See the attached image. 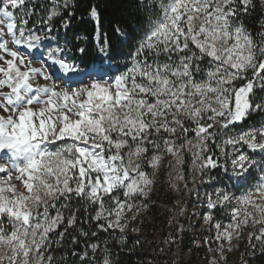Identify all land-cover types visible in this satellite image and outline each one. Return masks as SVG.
Instances as JSON below:
<instances>
[{"label": "snow or ice", "instance_id": "1", "mask_svg": "<svg viewBox=\"0 0 264 264\" xmlns=\"http://www.w3.org/2000/svg\"><path fill=\"white\" fill-rule=\"evenodd\" d=\"M138 3L142 35L112 28L120 44L135 41L125 53L101 33L95 5L93 32L81 37L72 0H0V264H55L54 245L70 229L79 232L72 245L86 241L68 254L76 264H114L106 243L87 242L97 232L84 225L124 233L147 208L164 156L186 180V154L212 185L203 197L190 191L221 259L227 264L224 252L245 229L242 264L264 256V120L231 134L264 117V21L257 33L243 22L256 0ZM38 8L44 15L32 21ZM217 210L229 223L213 224Z\"/></svg>", "mask_w": 264, "mask_h": 264}, {"label": "trees", "instance_id": "2", "mask_svg": "<svg viewBox=\"0 0 264 264\" xmlns=\"http://www.w3.org/2000/svg\"><path fill=\"white\" fill-rule=\"evenodd\" d=\"M75 7L71 9L75 12V18L72 20V29L81 37L89 36L95 27L88 17V9L95 5L100 13L101 33H107L114 45L120 46L125 53L129 52L134 45V40H129L120 44L112 28L116 25L129 36L142 35L146 27V13L141 8L138 0H72ZM40 5L50 6V0H37ZM256 11L243 18V22L249 31L257 33L261 31V22L264 21V0H256ZM44 15V10L38 8L36 14L31 18L39 19ZM31 23V21H30ZM59 28L60 21H55ZM139 29L140 31H137ZM69 35H72L70 32ZM150 209L151 221L143 216H137L135 220H129L126 234L116 232L113 235L110 232L99 231L96 223L90 222L84 227L89 233L97 232L96 237H89L88 243H100L104 246L106 243L109 250L113 253L114 264H198L200 252L192 246L193 235L188 231H180L175 227V219H172L167 206L170 203L166 196L160 197L159 194L151 193L144 201ZM74 206H78L75 205ZM92 214V213H90ZM83 216V210H81ZM131 214L129 213V217ZM136 229V231H133ZM70 235H67L61 246H55L52 254L55 256V264H76L75 258L68 255L71 251H80L84 249L85 239L80 237L77 246L72 245L71 237H79L77 229H70ZM125 239L121 241L119 238ZM192 244V259L190 261L177 260L174 255L176 245L184 247ZM249 264H264V256L261 254L249 260Z\"/></svg>", "mask_w": 264, "mask_h": 264}, {"label": "rangeland", "instance_id": "3", "mask_svg": "<svg viewBox=\"0 0 264 264\" xmlns=\"http://www.w3.org/2000/svg\"><path fill=\"white\" fill-rule=\"evenodd\" d=\"M35 20L37 19L32 21ZM262 120H264V117L254 115L247 123L237 125L233 128L231 134L234 136L238 135L249 127L258 125ZM214 151L219 154L218 149H214ZM192 161V155L186 154L183 165V174L186 176V180H177L175 176L177 172L181 171V166L177 165L171 156L165 155L159 168L153 175L155 183L151 193L155 195L159 194L160 197L166 196L167 201L170 202L167 209L172 219H175V227L179 228L182 232L185 230L193 235V245L187 244L184 247L176 245L174 247V255L177 260L190 261L192 259V246H194V248L197 249V253L200 252L198 264H214V262L215 264H225V261L221 259L220 254L216 250L218 242L215 240V228L204 223L203 217L206 209L202 206L201 200L198 199L196 191H190L195 188L198 190L200 196L203 197L206 191L212 190V185L201 183V175L197 170L199 162L193 164ZM221 163H225L223 157H221ZM147 170L150 173L152 172L150 168ZM210 175L223 179L222 170L219 172L217 170H212ZM193 177L196 181L195 185L191 182ZM186 182L188 183L187 188L184 187ZM213 183L218 186V181H214ZM173 184L176 186L173 187ZM237 195H239V193H237ZM139 216H143L151 221L149 207L147 206L145 210L141 211ZM217 221L222 225L229 223L230 216L228 212L217 210L214 215L213 224ZM249 230L250 229H245L244 234L238 240H233V251L224 252V255L227 257V264H242L241 254L245 253L247 248V232ZM122 234H126V231ZM224 247L227 249L228 245L225 243ZM258 255H260L259 252H257L255 256ZM255 256L251 254L245 256L244 260L246 264H249V260H252Z\"/></svg>", "mask_w": 264, "mask_h": 264}]
</instances>
